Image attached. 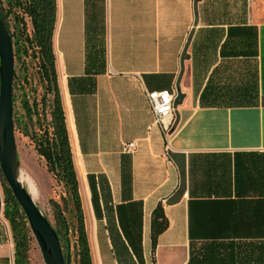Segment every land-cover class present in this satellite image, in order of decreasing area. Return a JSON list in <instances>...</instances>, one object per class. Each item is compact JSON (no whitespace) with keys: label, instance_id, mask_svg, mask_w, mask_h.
Listing matches in <instances>:
<instances>
[{"label":"crops","instance_id":"obj_1","mask_svg":"<svg viewBox=\"0 0 264 264\" xmlns=\"http://www.w3.org/2000/svg\"><path fill=\"white\" fill-rule=\"evenodd\" d=\"M55 3L92 264H264V0ZM161 89L182 95L167 139L145 96ZM0 187V264H13Z\"/></svg>","mask_w":264,"mask_h":264},{"label":"trees","instance_id":"obj_2","mask_svg":"<svg viewBox=\"0 0 264 264\" xmlns=\"http://www.w3.org/2000/svg\"><path fill=\"white\" fill-rule=\"evenodd\" d=\"M0 16L10 34L14 60L20 64V68L27 70L28 58L36 63L42 93L39 100L34 94H31L32 96L27 94L24 91L27 78L24 77L20 107L28 122L21 126V131L29 137L37 155L44 159L47 171L57 182L63 184L73 204L74 218L71 224L63 214V207L53 204L56 223L52 225L58 234L65 262L71 264L72 245L76 248L72 264H92L54 62L52 37L56 21L55 0H0ZM15 80L14 71L13 89ZM34 90L32 88L31 91ZM14 102L13 93V104ZM13 122L16 123L14 113ZM34 126L37 129H34ZM0 183L3 190V213L8 221L13 241V264H29V251L34 236L22 209L6 184L1 169ZM166 226L163 208L158 203L151 219L152 249L155 247L157 236ZM71 235H75L74 243H71Z\"/></svg>","mask_w":264,"mask_h":264},{"label":"water","instance_id":"obj_3","mask_svg":"<svg viewBox=\"0 0 264 264\" xmlns=\"http://www.w3.org/2000/svg\"><path fill=\"white\" fill-rule=\"evenodd\" d=\"M13 44L0 16V169L22 209L45 264H66L57 232L17 178V147L13 122ZM182 97L177 94L175 104Z\"/></svg>","mask_w":264,"mask_h":264},{"label":"rangeland","instance_id":"obj_4","mask_svg":"<svg viewBox=\"0 0 264 264\" xmlns=\"http://www.w3.org/2000/svg\"><path fill=\"white\" fill-rule=\"evenodd\" d=\"M35 61L28 58L26 59L27 70L20 68V64L14 60V71L16 73L15 88L13 93L15 96V102L13 104V113L16 117V123H14L15 141L17 147V167L29 176L32 180L36 192L34 200L38 207L41 209L44 215L48 218L51 224L56 223V214L54 210V203L63 207V214L66 220L71 224L74 218V207L71 199L68 197L63 184L57 182L46 169L44 159L37 155L32 142L29 137L25 136L21 131V126L27 123V119L23 116V110L20 107V97L22 95V86L24 77L27 78V83L24 84V91L30 96L34 94L39 100L42 93V86L38 81V74L36 71ZM27 72V73H26ZM26 73V74H25ZM25 74V75H24ZM19 85L21 87H19ZM34 88V91H31ZM46 118L49 119L48 110L46 111ZM37 129L36 126L33 127ZM27 187L26 182L23 183ZM1 190V187H0ZM2 194V191H1ZM65 205V206H63ZM71 243H74L75 235H71ZM76 248L70 246V259L71 264L74 262V252ZM29 264H45L40 249L35 241L31 242L29 251Z\"/></svg>","mask_w":264,"mask_h":264},{"label":"built area","instance_id":"obj_5","mask_svg":"<svg viewBox=\"0 0 264 264\" xmlns=\"http://www.w3.org/2000/svg\"><path fill=\"white\" fill-rule=\"evenodd\" d=\"M176 95V92L167 89L145 91L147 103L153 114V121L159 126L166 139L174 124ZM123 147L125 151L133 152L136 149V143L134 141L126 142Z\"/></svg>","mask_w":264,"mask_h":264},{"label":"bare ground","instance_id":"obj_6","mask_svg":"<svg viewBox=\"0 0 264 264\" xmlns=\"http://www.w3.org/2000/svg\"><path fill=\"white\" fill-rule=\"evenodd\" d=\"M22 170V169H21ZM18 167H17V170H16V173H17V178L19 179V181L23 184L24 182H26L27 184V188L31 194V196L34 198V195H35V192H36V189H35V186L32 182V180L30 179L29 176L25 175V173L23 171H21Z\"/></svg>","mask_w":264,"mask_h":264}]
</instances>
